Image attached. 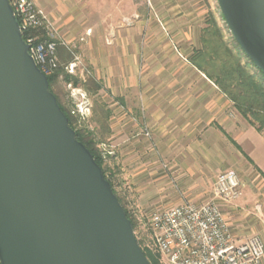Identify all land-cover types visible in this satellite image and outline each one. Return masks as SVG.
Listing matches in <instances>:
<instances>
[{
  "label": "crops",
  "instance_id": "obj_1",
  "mask_svg": "<svg viewBox=\"0 0 264 264\" xmlns=\"http://www.w3.org/2000/svg\"><path fill=\"white\" fill-rule=\"evenodd\" d=\"M33 2L65 46L79 45L85 54L100 84L98 100L110 111L114 158L137 206L202 202L216 175L232 169L243 183L239 209L219 201L222 211L234 234L247 235L253 222L264 244V131L190 63L189 49L138 34L144 23L120 20L119 0ZM143 122L150 136L141 132Z\"/></svg>",
  "mask_w": 264,
  "mask_h": 264
},
{
  "label": "water",
  "instance_id": "obj_2",
  "mask_svg": "<svg viewBox=\"0 0 264 264\" xmlns=\"http://www.w3.org/2000/svg\"><path fill=\"white\" fill-rule=\"evenodd\" d=\"M264 75V0H216ZM0 0V264H150Z\"/></svg>",
  "mask_w": 264,
  "mask_h": 264
},
{
  "label": "built area",
  "instance_id": "obj_3",
  "mask_svg": "<svg viewBox=\"0 0 264 264\" xmlns=\"http://www.w3.org/2000/svg\"><path fill=\"white\" fill-rule=\"evenodd\" d=\"M9 2L21 35L27 33L23 40L29 45V55L44 75H51L58 67L57 42L47 14L33 0ZM67 68L72 69L73 63ZM242 187L237 172L226 170L216 175L209 200L185 201L151 212L148 227L164 264H264L260 237L234 234L219 203H235Z\"/></svg>",
  "mask_w": 264,
  "mask_h": 264
},
{
  "label": "rangeland",
  "instance_id": "obj_4",
  "mask_svg": "<svg viewBox=\"0 0 264 264\" xmlns=\"http://www.w3.org/2000/svg\"><path fill=\"white\" fill-rule=\"evenodd\" d=\"M119 11L120 20L125 23L137 24L139 21L144 23L140 24L144 25V29L142 28V30L137 32L141 36L148 34L152 39H159L161 42L164 40L167 42L169 41L171 42L170 46L173 50L182 43L185 45V50L189 49L188 52L191 56L200 48V34L202 29L208 24L212 25L213 23V25L217 27L221 37L228 46L234 44L233 37L224 22L216 0H119ZM125 14H128V19L125 18ZM52 29L57 42L58 64L62 69L53 89L59 97L61 104L76 118L77 126L85 127L96 139H102L104 142L105 138L103 137L105 133L94 120L93 114V110H96V103H100L97 93L94 94L92 91H86L82 88L85 79L93 78L90 67L86 62L85 54L81 48H78L79 45L65 46L62 38L57 34L54 27ZM74 40L80 43L82 41L81 37L78 36H76ZM160 45L163 44L161 43ZM242 59L245 61V57L242 56ZM69 63H73L72 69H66V65ZM249 69L251 72H257V68L253 64H249ZM64 74L71 75L72 78L78 79L79 84L75 86L71 81L66 82L64 80ZM85 106L88 108V111L85 110ZM145 129L148 135L145 134ZM141 132L146 136H150V126L143 122ZM103 142L98 143L96 146L104 162L111 168L112 173H114L116 177L115 191L117 195L121 200L124 202L126 201L128 210H132L134 213V234L140 240L141 244L156 258L158 264H164L162 257L154 248L153 239L148 227L147 217H149L151 212L157 209H141L137 206L134 191L123 179L124 175L122 168L119 166L117 160L112 159L114 153L111 143L104 144ZM212 196L213 191H211L210 196L204 198L202 202L209 200ZM185 201L193 202L188 198H184L179 204ZM235 203L230 206H233L234 209L237 210L239 207L237 205L235 207ZM235 223L237 224L239 221H235ZM249 226H251V228H247V231L244 233L247 235H258V230L255 228L253 222L252 224L249 223Z\"/></svg>",
  "mask_w": 264,
  "mask_h": 264
},
{
  "label": "trees",
  "instance_id": "obj_5",
  "mask_svg": "<svg viewBox=\"0 0 264 264\" xmlns=\"http://www.w3.org/2000/svg\"><path fill=\"white\" fill-rule=\"evenodd\" d=\"M26 34L22 33L23 39L26 38ZM33 34H37V32L33 31ZM199 39L201 46L194 52V55L190 57V63L204 73L207 78L218 87V89L233 103L237 112L249 124L256 127L260 132L264 131V75L258 69L256 73L250 71L249 64L252 63L242 53L235 40L233 39L234 44L232 46H228L221 37L220 31L213 23L212 25L208 24L202 29ZM242 56L245 57V61H243ZM61 70L58 64L54 72L46 76L50 91L54 94L61 110L66 115L68 124L75 131L76 138L89 149L94 160L102 169L105 178L110 183L112 191L118 198L135 231L134 213L132 210V213L128 210L126 201L124 202L117 195L115 191L116 177L114 173H112L111 168L104 162L96 146L98 143L103 142L102 139H96L85 127L77 126L76 118L61 104L59 97L53 89L57 83ZM64 80L66 82L71 81L75 86L79 84L78 79L72 78V76L68 74H64ZM82 88L96 94L100 88V84L91 77L85 79ZM93 114L94 120L105 133L103 143L109 144L111 132L108 122L110 115L108 107L104 103H96V110H93ZM112 159L115 160L114 157ZM136 239L150 264H158L151 252L141 244L137 237Z\"/></svg>",
  "mask_w": 264,
  "mask_h": 264
}]
</instances>
